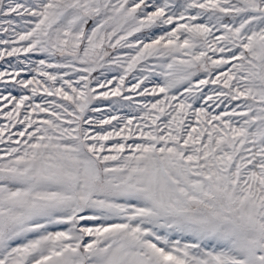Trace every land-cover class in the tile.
<instances>
[{
    "label": "snow or ice",
    "instance_id": "6c2138e0",
    "mask_svg": "<svg viewBox=\"0 0 264 264\" xmlns=\"http://www.w3.org/2000/svg\"><path fill=\"white\" fill-rule=\"evenodd\" d=\"M0 264H264V0H0Z\"/></svg>",
    "mask_w": 264,
    "mask_h": 264
}]
</instances>
